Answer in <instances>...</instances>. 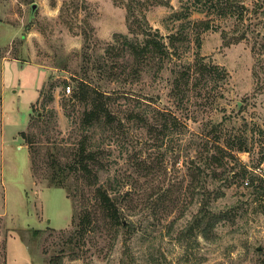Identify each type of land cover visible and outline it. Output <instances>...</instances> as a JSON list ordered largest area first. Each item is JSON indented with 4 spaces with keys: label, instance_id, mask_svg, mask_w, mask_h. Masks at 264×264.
<instances>
[{
    "label": "rangeland",
    "instance_id": "374dc122",
    "mask_svg": "<svg viewBox=\"0 0 264 264\" xmlns=\"http://www.w3.org/2000/svg\"><path fill=\"white\" fill-rule=\"evenodd\" d=\"M225 1L0 0V264H264V0L223 17ZM116 35L160 39L164 69L131 77L130 54L127 71L97 69ZM81 79L111 95L117 128L82 127ZM85 136L101 170L94 185L68 175L72 196L51 179ZM205 201L228 219L183 238ZM75 210L95 215L83 238Z\"/></svg>",
    "mask_w": 264,
    "mask_h": 264
},
{
    "label": "trees",
    "instance_id": "16d2710c",
    "mask_svg": "<svg viewBox=\"0 0 264 264\" xmlns=\"http://www.w3.org/2000/svg\"><path fill=\"white\" fill-rule=\"evenodd\" d=\"M218 9L221 11L220 13L223 17H226L227 15L234 16V0H226L225 3ZM173 17L176 20H180L183 18V14H174ZM178 35L179 34H171L169 38L172 42H174L180 39V36ZM115 39H121L123 42H119L118 40L119 44L117 46L112 45L110 49L106 50L107 54H110L114 58L113 64L108 66L106 64L102 65L100 62L97 65V69L102 70L106 74L114 73L116 68H122L127 71V67L129 66L119 64L118 61V59L125 58L124 54H130L132 59L135 61V65L132 63L130 66L131 72L128 73L131 77L140 76V68L154 59H159L161 67L158 70L164 69L163 62H165L166 57H169V55L167 47L160 39L146 37L144 40L138 41L130 40L126 35H116ZM178 83L176 85L177 88L179 87ZM73 97L87 105L88 109L85 110L82 118V127L85 130H90L91 128H96L102 125L113 130L115 127H118L115 126L116 123V125L121 123V120H119L114 111H112L113 99L111 95L99 90L98 88L92 87L88 80H79ZM162 118L163 122L159 131L165 132L166 130H169L171 124L168 118L163 115ZM128 119L131 121H140L142 125H147V120L139 114H135V116ZM92 148H95L96 150ZM97 149L98 148L91 145V139L88 136H85L78 147L73 163L69 165V169L65 171L63 168H60L62 177L60 179L52 178V185L64 188L67 190L69 195L76 196L72 194V189L68 186V184H66V180L69 178L68 175L82 174V178L89 181L87 183L88 185L96 184L98 181V172L101 170V166H98L99 154ZM242 149L243 148H240V151H242ZM212 160H215L213 156L210 157L209 161ZM95 192V195L99 198L102 213L106 216V218H108L111 222L113 221L116 224L122 225L119 210L114 201L101 187H98ZM216 199L217 196H215L214 200ZM209 206L210 203L208 201L201 203L195 218L184 233L183 238L201 236L206 239H210L213 236L216 226L222 221L228 219V214L214 212L209 208ZM94 216L95 215H93V217ZM93 217L88 211H76V214L73 216V218L77 219L76 228L74 230V234H72L73 238L76 236L83 238L89 231L92 230L94 225Z\"/></svg>",
    "mask_w": 264,
    "mask_h": 264
},
{
    "label": "built area",
    "instance_id": "2783aa9c",
    "mask_svg": "<svg viewBox=\"0 0 264 264\" xmlns=\"http://www.w3.org/2000/svg\"><path fill=\"white\" fill-rule=\"evenodd\" d=\"M66 93L67 94H70L71 93V87L70 86L66 87Z\"/></svg>",
    "mask_w": 264,
    "mask_h": 264
},
{
    "label": "water",
    "instance_id": "95a60500",
    "mask_svg": "<svg viewBox=\"0 0 264 264\" xmlns=\"http://www.w3.org/2000/svg\"><path fill=\"white\" fill-rule=\"evenodd\" d=\"M36 9V5L32 6V11H34ZM260 249V248H259Z\"/></svg>",
    "mask_w": 264,
    "mask_h": 264
}]
</instances>
